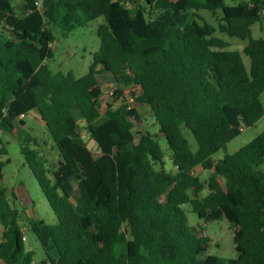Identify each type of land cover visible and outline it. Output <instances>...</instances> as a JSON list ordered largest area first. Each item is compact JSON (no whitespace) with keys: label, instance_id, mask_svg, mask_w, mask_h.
<instances>
[{"label":"trees","instance_id":"obj_1","mask_svg":"<svg viewBox=\"0 0 264 264\" xmlns=\"http://www.w3.org/2000/svg\"><path fill=\"white\" fill-rule=\"evenodd\" d=\"M126 1L20 0L16 8L0 0V132L23 137L20 152L55 219L13 207L16 195L2 185L8 161H0V264H33L25 233L44 252L40 264H264V131L213 158L264 116V39L250 30L264 21V0ZM202 10L221 11L217 28ZM98 18L87 73L52 72L56 40ZM216 32L246 45L226 50ZM104 74L116 90L103 106L93 88ZM138 107L150 109L174 172L157 135L133 134ZM33 112L59 153L55 166L18 125ZM197 167L212 173L205 196ZM185 205L205 222L231 225L235 259L207 254L209 240L188 231Z\"/></svg>","mask_w":264,"mask_h":264},{"label":"rangeland","instance_id":"obj_2","mask_svg":"<svg viewBox=\"0 0 264 264\" xmlns=\"http://www.w3.org/2000/svg\"><path fill=\"white\" fill-rule=\"evenodd\" d=\"M39 5L42 0H36ZM129 2L135 0H128ZM173 3V0H171ZM239 0H225L228 5L236 4ZM246 1V0H245ZM14 6L19 8L20 0H12ZM198 14L203 21L211 26L217 28L222 19L221 11L211 14L208 11H199ZM103 18H98L89 22L86 26L77 28L72 31L67 38L56 40V47L54 49L53 58L46 61L49 69L56 72H72L77 78L82 77L88 71L92 62V55L99 48V38L97 37V28L103 23ZM251 36L253 39H264V21L254 24L251 28ZM217 37L221 38L228 46L226 50L242 51L246 45V41L237 38H229L223 34L216 32ZM243 61L248 65L247 58L242 55ZM112 80L105 75L97 76V84L93 88L94 99L105 105L109 100L108 90L111 88ZM260 101L264 109V91L260 96ZM134 104H132L133 106ZM138 121H133V134H142L149 131L157 135V142L164 152L165 168L168 171L174 172L175 169L171 163V152L168 148L164 137L158 134V128L155 124L154 118L147 108H138ZM19 127L34 137L39 144L38 151L40 156L47 161V165L55 166L61 161L59 153L51 141L46 129L44 128L37 112L30 113L24 117L23 124H18ZM79 130L87 147L97 155L96 144L88 137L82 124H79ZM264 131V116L253 126L244 128L240 134L233 139L226 147L216 153L213 158L221 159L224 154H232L242 146L249 143L258 134ZM185 136L189 140L191 148H196V143L189 132H185ZM23 137L17 136L12 129V133L0 132V149L3 150L4 155H0V161L5 163L2 170V185L9 191L13 190L16 195V200L12 201V205L18 211L23 209L27 211L29 216H34L41 219L47 224H54L55 219L53 213L45 200L37 182L33 178L29 168L27 167L24 157L20 152V146L23 145ZM196 176L203 182L205 189L201 196H205L208 192L207 183L211 177V171H205L201 167L194 170ZM219 181H222L219 179ZM183 210L188 220V231L192 234H197L199 237L207 238L209 240L207 247V254L214 255L224 259H235L237 254L234 250L233 243V229L226 220H219L213 222H205L199 219L196 214L191 211L189 205L183 206ZM26 245L28 250L33 253V264H40L45 260V255L39 243L33 235L25 233Z\"/></svg>","mask_w":264,"mask_h":264},{"label":"built area","instance_id":"obj_3","mask_svg":"<svg viewBox=\"0 0 264 264\" xmlns=\"http://www.w3.org/2000/svg\"><path fill=\"white\" fill-rule=\"evenodd\" d=\"M123 5L126 6V7H129V6L132 5V3L129 2V1H126ZM115 90H116L115 87H111V88L108 90V96H109V97H112L113 94H114V91H115ZM132 104H133V99H132V98H129V104H128L129 108L132 107ZM23 241H26V238H25V237H23Z\"/></svg>","mask_w":264,"mask_h":264},{"label":"crops","instance_id":"obj_4","mask_svg":"<svg viewBox=\"0 0 264 264\" xmlns=\"http://www.w3.org/2000/svg\"><path fill=\"white\" fill-rule=\"evenodd\" d=\"M105 75V77H110L111 78V80H112V84H111V87L114 85V81H113V79H112V77H111V75L110 74H104ZM138 108H147V109H149L148 107H138ZM138 108H137V112H138ZM34 113V112H33ZM31 209H28V210H26V211H24L25 212V214H27V211H30ZM28 215V214H27ZM29 216V215H28ZM30 218H35L34 216H29ZM1 231H2V229L0 228V234H1Z\"/></svg>","mask_w":264,"mask_h":264},{"label":"water","instance_id":"obj_5","mask_svg":"<svg viewBox=\"0 0 264 264\" xmlns=\"http://www.w3.org/2000/svg\"><path fill=\"white\" fill-rule=\"evenodd\" d=\"M21 124H23V122H21Z\"/></svg>","mask_w":264,"mask_h":264}]
</instances>
